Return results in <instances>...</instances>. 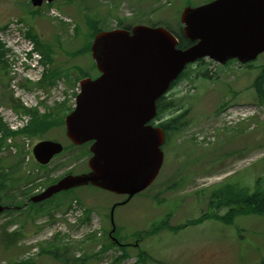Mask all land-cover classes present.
<instances>
[{
    "label": "rangeland",
    "instance_id": "rangeland-1",
    "mask_svg": "<svg viewBox=\"0 0 264 264\" xmlns=\"http://www.w3.org/2000/svg\"><path fill=\"white\" fill-rule=\"evenodd\" d=\"M210 1L55 0L35 9L30 0H0V39L6 64L0 63V119L5 125L0 127V138L11 131L7 116L24 112L16 107L24 102L14 100L11 84L28 90L38 103L34 108L27 106L33 110L24 118L30 120L28 126L34 114L58 122L37 134L9 135L0 151V200L14 208L0 215V264H23L25 260L28 264H264V214L245 211L226 223L213 215L226 216L234 206L210 209L212 192L224 185L264 190V106L257 102L253 85L264 65V53L248 65L235 60L222 65L206 58L187 69L166 95L173 105L158 121L185 113L181 129L170 134L155 182L115 209L116 226L110 223V209L127 196L92 185L24 211L15 208L59 177L89 170V144L71 143L64 117L74 108L80 80L100 74L91 49L86 50L94 28L141 23L169 25L179 32L182 10ZM9 37L19 42L14 49L12 43L5 44ZM21 47L24 56L28 57L29 47L41 55L40 67L33 72L35 78L43 76L40 83L24 81L26 77L19 74L16 56ZM46 139L62 143L65 150L47 166H40L32 148ZM29 158V163L24 161ZM69 202H78L74 215L79 221L59 241L45 240L52 231L45 227L64 223ZM86 211L91 222L85 219ZM204 213L212 216L194 222ZM114 227L125 246L112 244ZM93 229H97L95 235L83 240ZM14 232L19 237L10 239L8 235ZM41 247L58 251L60 258L48 252L39 254ZM122 250L127 255L121 258ZM141 253L144 260L140 261Z\"/></svg>",
    "mask_w": 264,
    "mask_h": 264
},
{
    "label": "water",
    "instance_id": "water-1",
    "mask_svg": "<svg viewBox=\"0 0 264 264\" xmlns=\"http://www.w3.org/2000/svg\"><path fill=\"white\" fill-rule=\"evenodd\" d=\"M31 1L38 7L53 0ZM181 19L186 37L196 41L185 49L165 27L138 25L95 36L91 52L101 75L81 80L75 109L65 119L71 142H93L90 170L64 176L28 202L90 184L129 197L145 190L164 161L165 131L151 123L157 100L186 65L205 57L223 64L232 58L246 63L264 52V0L188 6ZM63 149L60 142L43 140L33 152L39 163L48 164ZM5 208L0 203V213Z\"/></svg>",
    "mask_w": 264,
    "mask_h": 264
},
{
    "label": "trees",
    "instance_id": "trees-1",
    "mask_svg": "<svg viewBox=\"0 0 264 264\" xmlns=\"http://www.w3.org/2000/svg\"><path fill=\"white\" fill-rule=\"evenodd\" d=\"M125 27L128 28V26H125ZM101 30L103 29L99 27L94 28L93 36H95ZM176 35L179 38L178 46L181 48L189 47L194 43L190 39L184 36L182 30L180 32H177ZM90 46H91V43L86 46V50L90 49ZM3 49H4L3 45L0 42V63L6 66L4 59H3V56H4ZM175 83L176 82H174L173 85H175ZM253 85L255 88V98L257 102L264 106V65L261 68V71L258 74V76L255 78ZM172 105H173V101H167L166 96L161 97L157 101L158 117L156 120L162 119L163 114ZM16 107H21V105L17 104ZM48 114L50 115V113ZM184 116H185V113H181L177 116H174L165 121H162L160 125L166 131L168 138L170 137V134L181 129L180 127L182 126ZM46 120H47L46 117H41V119H39L38 115L34 114L33 123L30 126L26 127L25 129L21 130L20 132H11L9 130H6L5 132L6 137L3 139L0 138V151L4 146V142L7 136L9 135L16 136L18 134H37L36 133L37 131H42L46 127H50L51 125L52 127H55L58 124V122H56L55 120L53 122H49L48 120L47 121ZM0 127L5 128V125L1 122V119H0ZM210 203H211L210 209L212 210L215 209L214 207L222 208V207H228L229 205L234 206L230 208L226 216H219L218 213H214L213 215L216 218L225 221L226 223H231L233 222L234 217L238 213H243L245 211L264 214V190H261L258 186L256 188V191L252 192L250 189L245 188V187H236L233 184H227L212 192ZM60 205H62V202L59 203V206ZM238 207L239 209L235 210ZM210 216H212V214L204 213L201 218L195 220L194 222H200L203 219H206ZM13 236L18 237L19 234H15V235L12 234V237ZM57 250H60V247H58ZM41 252L52 253L55 257L60 258L58 255V251L45 250V248H42ZM143 256L144 255L141 253L140 260L143 259L142 258ZM64 259L66 260L67 258H64Z\"/></svg>",
    "mask_w": 264,
    "mask_h": 264
},
{
    "label": "flooded vegetation",
    "instance_id": "flooded-vegetation-1",
    "mask_svg": "<svg viewBox=\"0 0 264 264\" xmlns=\"http://www.w3.org/2000/svg\"><path fill=\"white\" fill-rule=\"evenodd\" d=\"M119 203H121V202H117V203H115V204H119ZM117 207H118L117 205H114V206H113L114 211H115V209H116Z\"/></svg>",
    "mask_w": 264,
    "mask_h": 264
}]
</instances>
